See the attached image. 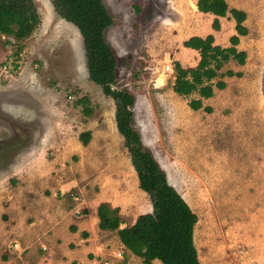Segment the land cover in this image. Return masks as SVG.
<instances>
[{"label":"rangeland","instance_id":"obj_1","mask_svg":"<svg viewBox=\"0 0 264 264\" xmlns=\"http://www.w3.org/2000/svg\"><path fill=\"white\" fill-rule=\"evenodd\" d=\"M34 1L35 31L20 42L0 35V153L13 145L0 158V189L54 195L75 205L76 216L104 200L131 225L153 207L117 130L115 103L90 79L77 27L52 0ZM226 1L247 13L249 33L237 46L247 58L221 68L242 76L214 79L226 87L204 100L210 113L191 110L198 93L179 96L172 83L175 62L189 68L200 61L199 51L183 45L208 20L196 0H103L113 18L105 38L117 56L114 87L135 95L144 146L197 215L200 264H264V0ZM233 21L230 14L223 20L216 45L230 46ZM84 97L90 117L78 103ZM87 130L84 146L79 136Z\"/></svg>","mask_w":264,"mask_h":264},{"label":"trees","instance_id":"obj_2","mask_svg":"<svg viewBox=\"0 0 264 264\" xmlns=\"http://www.w3.org/2000/svg\"><path fill=\"white\" fill-rule=\"evenodd\" d=\"M58 14L72 23L79 30L85 49L90 79L98 84L104 94L115 103V121L125 147L131 155V161L138 175L139 187L146 192L152 202L153 211L139 215L131 225L124 224L125 218L119 207L109 202L98 206L100 229L116 231L120 241L134 255L141 257L144 264L159 260L162 264H200L194 244V226L198 220L185 199L168 182L166 173L152 153L144 146L139 131L135 128L133 107L135 95L127 89L115 88L117 56L105 38V30L113 24V18L103 0H52ZM196 6L202 13L215 15L212 28L221 29L220 17L230 18L235 22L236 33L229 39L230 46L215 44V37L191 36L184 41L186 48L200 53L196 67L184 68L180 62L174 63L175 80L173 91L182 97L198 93L199 98L191 99L188 106L193 111L204 109L212 112L213 108L204 106V100L214 96L215 88L224 89L226 82L214 79L224 76L241 77V72L228 70L219 73L225 63L234 59L238 64L246 62L247 52L237 46L249 30L245 25L247 13L244 10L230 8L226 0H197ZM41 19L34 0H0V35L23 41L40 25ZM20 50L22 47L20 46ZM83 105L87 117L92 109L87 105V97L78 100ZM84 146L91 139V131L79 136ZM12 144L1 149L3 158Z\"/></svg>","mask_w":264,"mask_h":264},{"label":"crops","instance_id":"obj_3","mask_svg":"<svg viewBox=\"0 0 264 264\" xmlns=\"http://www.w3.org/2000/svg\"><path fill=\"white\" fill-rule=\"evenodd\" d=\"M198 12L208 20L192 30L194 35L213 34L216 41L220 31L212 28L215 15ZM226 18L220 17L222 27ZM233 27L232 34L236 33ZM28 189L16 187L5 194L0 189V264H144L124 246L116 231L100 229L98 206L104 200L82 205L86 212L76 216L75 205L70 208L64 201L54 200V195L33 196ZM152 264L162 263L156 259Z\"/></svg>","mask_w":264,"mask_h":264},{"label":"built area","instance_id":"obj_4","mask_svg":"<svg viewBox=\"0 0 264 264\" xmlns=\"http://www.w3.org/2000/svg\"><path fill=\"white\" fill-rule=\"evenodd\" d=\"M165 69H166L167 72H170V71L172 70V66L169 64V65H167V66L165 67ZM77 213H78V212H77ZM15 247H17V244H15ZM118 256L122 258V253L119 252V253H118Z\"/></svg>","mask_w":264,"mask_h":264},{"label":"bare ground","instance_id":"obj_5","mask_svg":"<svg viewBox=\"0 0 264 264\" xmlns=\"http://www.w3.org/2000/svg\"><path fill=\"white\" fill-rule=\"evenodd\" d=\"M194 7H195V9L197 10L196 5H194ZM158 80H159V79H158Z\"/></svg>","mask_w":264,"mask_h":264}]
</instances>
